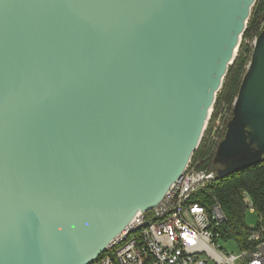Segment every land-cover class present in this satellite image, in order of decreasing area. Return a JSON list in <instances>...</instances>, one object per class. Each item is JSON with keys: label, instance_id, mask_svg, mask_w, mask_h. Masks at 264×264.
<instances>
[{"label": "water", "instance_id": "1", "mask_svg": "<svg viewBox=\"0 0 264 264\" xmlns=\"http://www.w3.org/2000/svg\"><path fill=\"white\" fill-rule=\"evenodd\" d=\"M256 0H0V264H92L198 149ZM264 154V28L214 163Z\"/></svg>", "mask_w": 264, "mask_h": 264}, {"label": "built area", "instance_id": "2", "mask_svg": "<svg viewBox=\"0 0 264 264\" xmlns=\"http://www.w3.org/2000/svg\"><path fill=\"white\" fill-rule=\"evenodd\" d=\"M233 104L230 108L222 107L227 118L220 130L202 136L204 148L211 152L216 151L225 135L231 118L227 112L228 109L232 112ZM207 128L208 122L204 133ZM200 163L191 159L161 203L150 212L137 213L125 231L92 264H264V240L260 241L258 231L249 237V241L257 243L253 249L240 250L239 255H234L221 247L220 242L224 241L219 230L227 219L215 199L208 206L203 202L201 193L212 194L210 187L216 175L198 169ZM243 203L254 213L246 194Z\"/></svg>", "mask_w": 264, "mask_h": 264}, {"label": "trees", "instance_id": "3", "mask_svg": "<svg viewBox=\"0 0 264 264\" xmlns=\"http://www.w3.org/2000/svg\"><path fill=\"white\" fill-rule=\"evenodd\" d=\"M264 0H256L246 29L242 35V41L239 45L237 58L223 79L221 89L217 94L215 108L222 105H228L230 108L234 102L239 86L244 74V67L249 63L252 48L245 43L257 37L264 28ZM231 115V110H230ZM204 139L199 148L194 152L192 161H200L198 169L213 171L216 175V181L210 187L211 195L205 191L203 202L208 206L215 199L221 206L227 221L220 227L219 233L224 242L235 241L239 250L253 249L257 243L249 241L250 234L258 231L260 241L264 240V161L258 166L250 169H243L237 173L226 177H218L220 166L214 163V152L202 147ZM244 194L248 195L254 207V213L258 216L259 222L255 228L247 226L245 221L246 208L243 203Z\"/></svg>", "mask_w": 264, "mask_h": 264}, {"label": "rangeland", "instance_id": "4", "mask_svg": "<svg viewBox=\"0 0 264 264\" xmlns=\"http://www.w3.org/2000/svg\"><path fill=\"white\" fill-rule=\"evenodd\" d=\"M263 26H264V23L262 24V27ZM255 39H256V37H254L251 40H246L245 43H247L251 48H253V43H254ZM241 41H242V39H241ZM241 41H240V44H241ZM238 51H239V48H238ZM237 54H238V52H237ZM236 58H237V55H236ZM248 64H246L244 67V74L246 72ZM216 98H217V96H216ZM219 105L220 106L215 108V103H214V107H213L212 113H211L212 116H210L211 119H209V121H208V128H207L206 132L204 133L206 135H208L211 131L213 132L215 129L218 132L220 130V128L225 124L227 116L222 113V107H227L228 105L223 104L222 107H221V104H219ZM229 113H230V110L228 109L227 114H229ZM202 147H204V141H203ZM245 221H246V224L248 227L255 228L259 222V218L255 213L251 212L249 209H246ZM220 245L228 253H232L234 255L240 254V250H239L235 241L220 242Z\"/></svg>", "mask_w": 264, "mask_h": 264}]
</instances>
